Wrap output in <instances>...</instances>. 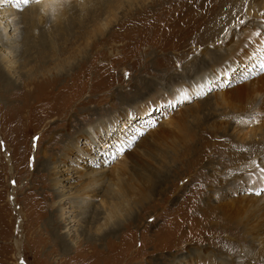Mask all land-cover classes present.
<instances>
[{
    "label": "rangeland",
    "instance_id": "obj_1",
    "mask_svg": "<svg viewBox=\"0 0 264 264\" xmlns=\"http://www.w3.org/2000/svg\"><path fill=\"white\" fill-rule=\"evenodd\" d=\"M86 1L91 11L100 6ZM165 4L124 1L102 16L111 20L104 29H96L101 16L87 11L67 27L66 66L37 70L29 79L31 70L20 68L14 91L0 86V264H264V55L257 72L250 66L259 59L247 49L227 75L216 61L238 53L235 41L229 44L236 29L264 22V0H235L228 19L211 30L208 18L175 24ZM253 10L258 17H250ZM36 23L45 27L48 19L41 15ZM197 76L201 94L170 104L181 95L173 87ZM55 97L64 106L48 115L53 107L46 101ZM110 117L117 136L103 133L100 151L112 153L90 159L75 151L67 160L68 191L78 195L67 214L81 222L71 223L70 235L65 228L63 249L52 231L55 187L43 159L62 157L59 146L72 137L85 146L79 133ZM179 120L187 122L182 131ZM58 163L64 167V159ZM93 167L105 179L90 200H79ZM94 224L112 232L99 240ZM60 249L67 255L59 256Z\"/></svg>",
    "mask_w": 264,
    "mask_h": 264
},
{
    "label": "bare ground",
    "instance_id": "obj_2",
    "mask_svg": "<svg viewBox=\"0 0 264 264\" xmlns=\"http://www.w3.org/2000/svg\"><path fill=\"white\" fill-rule=\"evenodd\" d=\"M33 1L34 0H30V3L28 4L30 6L29 8H26V10L21 11L22 7L24 6V4L21 2V0H0V86L2 85L3 88H5L6 90L11 89L12 91H14V87H16L17 86L16 84L18 83V80L15 79L16 77H14V75L17 72H18V74L21 72L20 68L25 69L26 72L31 70V73L28 76V79H29L33 74L36 76L37 70L44 71L43 70L44 68H47V67L49 68L50 66L53 67V65H55L56 68H58L59 66H62V67L66 66L67 65V40H66V36L68 33L67 27H70L72 25V23L76 21L75 19L81 18L83 13L89 11V12H92L93 15L96 17L101 16V19H100L96 29H104L105 27L109 26L111 20H109V21L105 20V22H104V17H102V16L105 14H106L105 16H108L109 14H113V11L115 9L119 8V6L121 7L124 4V1H128V0H124L122 2L120 0H108V1L104 0L102 2L100 0H94L93 1L94 3L100 5V6H98L96 11H94V10L91 11L90 8L87 7L90 5L87 4L88 2L87 1L85 2V0H82V1L81 0H38L37 2L32 3ZM194 1H192V0H182V1L178 0L175 2L174 0H163V2L167 3V4H165L166 6L167 5L171 6V8H169V10H168V11H170V13H168V16L172 15L175 24H181V26L187 27L186 22L189 21L190 19H196L197 20L198 18H200L201 20L206 21V19L208 18L209 20L207 21V24H208V28L210 30L215 28L219 22H222L223 20L226 21L228 19V17L231 14V6L235 2V0H199L200 3L198 2L199 3V7H198L197 3ZM75 2H78L76 8L74 7ZM75 5H76V3H75ZM214 7H216V9L212 10ZM259 8L260 7H258V9ZM75 10H77L76 13H74ZM110 10H113V11H110ZM258 11L261 12L262 10L260 9ZM225 13H227L226 16H224ZM262 13H264V12H262ZM41 15L46 16L48 19V23L45 27H39L36 23V19ZM190 15H192V17ZM255 16H257V15H256V13H254V10L250 11V17L253 18ZM95 23L97 24V22H95ZM19 24H21L20 27H19ZM92 26H93V24H92ZM235 31H236L235 34H233L231 37H229L231 35V33H230L228 37L229 38H236V40L232 39L229 44L232 45L233 42L235 41L232 47H235L237 49L238 53H235V54L233 53L232 56L228 57V58H225V57L222 58V55L219 54V56L216 57L217 66H218V67L216 66L217 69L222 70L225 68L223 70L222 74L227 75L229 70H232L233 68L236 67V65L233 64V62L236 60H239V59H244L243 56L245 54H248L245 51L247 49L250 54L255 53V55L257 56V59H259L257 62L256 61L253 62V64L250 66L251 70H254L257 72V67H258L259 63L262 62V59L264 62V58L261 59V57L259 56V54H261V53H262L261 54L262 56L264 55V22H262V23H250L247 25L246 29H243V31H239L237 29ZM257 32H261L262 34L258 36V35H256ZM205 42H206L205 39H200L198 44H203ZM244 42H246L247 44L244 45ZM56 45H58V48L56 47ZM228 48L229 49H227L226 51L230 50V47H228ZM19 55H20V57H18ZM17 58H19V59H17ZM240 71L242 73L238 72L239 75L243 74L244 71H246V73H248V74L250 73L247 70H240ZM55 76H56L55 78H57L58 75L56 74ZM200 76L194 77L187 82H183L180 85H176L175 87H173L174 94L179 93V95L180 94L181 95L179 98L176 95L172 94L173 96L171 98H169L170 104H173V102L175 103L177 100H180L181 98L189 100V98L195 97V94L202 92L203 88L200 86L201 81H199ZM38 77L43 78V77H45V74L44 75L40 74V76H37V78ZM223 84H225V83L223 82ZM209 85L210 84H208L207 86H209ZM181 87H183V88H181ZM28 88H29V86H28ZM151 89H149V90H151ZM146 91H148V90H146ZM170 91H172V90H170ZM180 92H182V93H180ZM222 93H227V92L223 91ZM17 96H20V97L23 96L24 97L25 95L18 93ZM181 96H183V97H181ZM175 97L177 99H175ZM62 101H64V99ZM163 101H164V98L160 97L156 100V103H162ZM46 102L49 104V106H47V107H53L51 109V111L46 110V114L49 113L48 115H51L53 112H56L58 110H61V108L64 106V103L61 102V100L58 97H55L54 102H51V101H46ZM46 102L43 101V103H46ZM166 104H169V102H167ZM156 107H160V105H158ZM145 108L148 109L147 111H149V107L146 106ZM42 109H45V107L43 106ZM40 111L42 112L43 110L40 109ZM141 112H142V116L144 117L145 116L144 107L141 108ZM130 115H131V113H130ZM145 117H147V115ZM44 120H45V118H44ZM112 121H113L112 118L111 119H108V118L102 119L98 124H95L93 127H89V129H86V130L82 131L81 133H79V135L83 134L85 136L83 139L84 144H86L85 146L80 147V145L77 144V140L75 141L74 140L75 138L72 137L68 143L66 141L62 147L59 146L60 149L64 152L62 157H60L59 154L56 155L55 153H53V155L51 156L53 161H51L52 160L51 159L50 160L51 162L49 161V159L47 160V158L43 157L45 160L43 159L42 165L50 175V177H49V179L51 181L50 186L55 187L54 197L56 200V206L57 207L53 212V217L55 219L54 220L52 219L53 220V222L51 224L53 227L52 231L54 232L53 234H54L55 238L60 237L61 246L63 249H65L67 247V236H68L67 231H68L69 235L72 233L71 228H70L71 223L81 222L80 218H78L77 220L75 219V217L72 214V212H73L72 209L71 210L67 209V203H69V202L71 203L73 201V198L75 196H78V195H72V193H70L68 191V190H70V188H72V186H68L67 180H70L71 178L67 179V176H65V175H67V171L72 173L73 169L67 168V160L72 159L71 158L72 157L71 155L73 154L72 152H75V151H82V153H84V151H87L88 154H85L84 156L85 157L89 156L90 159H96V158L99 159L98 157H100L99 155H101V154H105V156H107V154H110V152H111L110 149L106 150V148H103L104 151L103 152L100 151V144H101L100 137L103 133H110L113 130L115 131V135L117 136V134H116L117 129H115L116 125ZM180 122L183 125L180 127V129L182 131L185 128H187V122L185 120H182ZM34 127H35V125H34ZM189 128H188V130H190ZM177 132H179V131H177ZM176 136H178V134ZM63 141H64V139H63ZM108 143H109V141H108ZM104 144H106V142L102 143V145H104ZM67 149H68V152H67ZM45 150L46 149H44V155L46 154ZM90 155H92V156H90ZM63 159H64V167L59 168L58 162L60 160H63ZM96 164H97V162H96ZM73 173L75 174L76 172H73ZM86 173L89 175L87 177L89 180L88 181L89 183H87L88 184L87 188L85 187L82 190H80V191H82V194H84L85 197H83V196L81 197V195H80L79 200H80V198L85 199V200L86 199L90 200L94 194L98 193L97 190L99 189V185H101V183H103L102 181L105 179V176H104L105 174L102 176L103 172H97V170H95L94 167H93L91 172L89 171ZM57 174L61 175V177L58 176ZM81 175L85 176L84 174H81ZM72 185H73V183H72ZM111 186H113V183L111 184ZM57 199H58V201H57ZM112 199H114V196H112ZM79 200L77 202H79ZM109 200H111V198ZM114 200L118 201V198L114 199ZM108 202H110V201H108ZM112 202H114V201H112ZM90 204H91V202H90ZM105 205L108 206V208L106 207L108 212L110 214H112L114 212L113 206L109 205L107 202ZM73 206L76 208L77 211L80 210L81 215L86 212V208H83L85 206L76 207L74 204H72V206H70V207H73ZM116 206L117 205H115V207ZM93 207L95 208V205H93ZM70 211H72V212L70 214H67ZM91 211L92 210H90V212ZM95 216H94L95 218L92 220H94L95 223L101 222L98 220V216L97 215H95ZM70 217H72V218L74 217V218L71 220ZM83 219H85V218H83ZM102 219H104V217ZM110 219L111 218H109L108 222H110ZM68 220H70V222H67ZM50 221L51 220L49 218V220H47V223H51ZM19 222H21V219L19 220ZM114 222H115V220H114ZM67 224H68V226H67ZM87 226L88 225H86V227ZM66 227H67V231L65 230ZM94 227H95L96 233H98V235H99L98 239L101 240V238H103V235H101V234L104 233V231L107 229L102 230V226H100L101 227L100 228L97 225H95ZM110 232H112V229L107 230L104 233V235H108ZM56 239L58 240V238H56ZM19 242H20L19 240L16 241L17 247H20L21 243H19ZM90 242H91L90 240L87 241V243H90ZM58 252H59V256H60V252L62 253L63 251L60 249ZM51 253L54 256V254H55L54 250ZM63 254L67 255V252H63ZM63 254H62V256H63ZM19 256H21V254Z\"/></svg>",
    "mask_w": 264,
    "mask_h": 264
},
{
    "label": "snow or ice",
    "instance_id": "obj_3",
    "mask_svg": "<svg viewBox=\"0 0 264 264\" xmlns=\"http://www.w3.org/2000/svg\"><path fill=\"white\" fill-rule=\"evenodd\" d=\"M21 2L24 4V5H28L30 3V0H21ZM261 15H264V13H262ZM240 23H244V21H240ZM262 33L261 32H257L256 35H261ZM260 68H261V71L264 72V62L261 63L260 65ZM209 92H211V89H209ZM198 95L201 94V93H197ZM3 145V142L0 141V146ZM259 167V166H258ZM260 171L262 173H264V168H261ZM15 183V182H13Z\"/></svg>",
    "mask_w": 264,
    "mask_h": 264
}]
</instances>
